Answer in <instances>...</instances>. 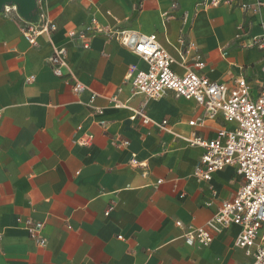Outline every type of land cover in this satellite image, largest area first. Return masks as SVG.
<instances>
[{
	"label": "crops",
	"instance_id": "0c3cea01",
	"mask_svg": "<svg viewBox=\"0 0 264 264\" xmlns=\"http://www.w3.org/2000/svg\"><path fill=\"white\" fill-rule=\"evenodd\" d=\"M200 1L36 0L37 12L56 30L34 44L26 38L24 19L0 13V264L245 261L234 245L237 226L210 230L207 244H187L183 236L204 227L242 182L232 167L210 180L193 175L204 149L186 139L209 141L226 124L205 119L190 126L203 118V108L171 92L157 100L134 95L125 81L128 68L145 69L144 62L104 33L85 31L96 18L155 35L176 74L193 70L229 88L243 76L257 91L264 51L251 39L261 33L264 10L252 15L227 5L196 9ZM80 31L87 48L69 36ZM54 48L66 50L59 77L48 62ZM197 57L202 70L194 68ZM76 83L83 91H74ZM140 108L152 122L166 120L167 130L132 120ZM36 223L43 224L44 246L27 230Z\"/></svg>",
	"mask_w": 264,
	"mask_h": 264
},
{
	"label": "built area",
	"instance_id": "2783aa9c",
	"mask_svg": "<svg viewBox=\"0 0 264 264\" xmlns=\"http://www.w3.org/2000/svg\"><path fill=\"white\" fill-rule=\"evenodd\" d=\"M220 5L236 6L252 15H260L264 10V0L253 3L242 0H201L196 4V9ZM11 12L16 13L14 6L4 8L3 13ZM25 22L26 38L31 44H34L37 36L56 30L55 24L47 20L42 12H38L36 22ZM259 27L261 33L252 37L251 45L264 51V21L259 22ZM90 30L113 38L144 62L145 69H139L134 64L128 68L125 81L132 86L134 95H142L146 100H157L171 92L175 98L193 100L203 108V118L190 121V126L201 125L205 119H220L226 124L209 141L196 135L186 139L190 146L204 149L193 175L210 180L214 172L232 167L242 182L232 200L222 202L204 227L185 232L183 236L187 244H207L211 241L210 230L218 232L237 226L239 232L234 245L243 251L246 258L242 264H264V66L261 68L262 77L257 91L243 76H237L233 87L229 88L227 84L211 81L193 70H188L182 76L176 74L172 70L173 58L155 35L102 25L96 18H91L85 31ZM85 31L69 32L70 37L83 40V48L88 47ZM65 59V48H54L48 59L54 75H62ZM204 67V62L197 57L194 68L202 70ZM29 80H33V77ZM73 89L81 92L84 87L76 83ZM113 101L118 107H123L116 97ZM136 118L143 124L153 123L162 131L167 130L166 120L152 122L143 108L133 110L131 119ZM122 145L127 146L128 142ZM132 162L138 164L135 159ZM177 225L180 226V223L177 222ZM42 227L40 223L27 224L30 237L38 246L45 245V239L40 235Z\"/></svg>",
	"mask_w": 264,
	"mask_h": 264
},
{
	"label": "water",
	"instance_id": "95a60500",
	"mask_svg": "<svg viewBox=\"0 0 264 264\" xmlns=\"http://www.w3.org/2000/svg\"><path fill=\"white\" fill-rule=\"evenodd\" d=\"M7 6H14L18 16L27 22L38 20L36 0H0V13Z\"/></svg>",
	"mask_w": 264,
	"mask_h": 264
}]
</instances>
